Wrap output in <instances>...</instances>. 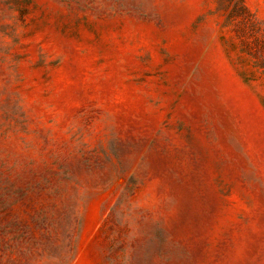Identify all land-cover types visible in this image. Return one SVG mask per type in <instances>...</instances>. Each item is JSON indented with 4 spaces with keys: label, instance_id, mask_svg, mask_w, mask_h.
Wrapping results in <instances>:
<instances>
[{
    "label": "rangeland",
    "instance_id": "374dc122",
    "mask_svg": "<svg viewBox=\"0 0 264 264\" xmlns=\"http://www.w3.org/2000/svg\"><path fill=\"white\" fill-rule=\"evenodd\" d=\"M0 264H264V0H0Z\"/></svg>",
    "mask_w": 264,
    "mask_h": 264
}]
</instances>
